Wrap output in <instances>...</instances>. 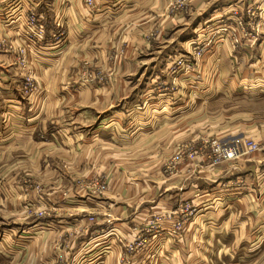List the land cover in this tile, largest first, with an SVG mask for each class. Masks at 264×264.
I'll return each mask as SVG.
<instances>
[{
  "label": "rangeland",
  "instance_id": "obj_1",
  "mask_svg": "<svg viewBox=\"0 0 264 264\" xmlns=\"http://www.w3.org/2000/svg\"><path fill=\"white\" fill-rule=\"evenodd\" d=\"M0 66V118L44 139L0 157V264L264 260L198 218V172L264 150V0H0Z\"/></svg>",
  "mask_w": 264,
  "mask_h": 264
},
{
  "label": "crops",
  "instance_id": "obj_2",
  "mask_svg": "<svg viewBox=\"0 0 264 264\" xmlns=\"http://www.w3.org/2000/svg\"><path fill=\"white\" fill-rule=\"evenodd\" d=\"M204 12L198 15L200 16ZM211 14L213 13L209 10V15L211 16ZM180 42H186V40ZM175 43L177 42L173 44ZM0 72L1 74L5 73L6 69H1L0 66ZM86 90V88L81 89V92ZM114 113H107V115ZM39 124V120L31 118L7 119L5 121L0 118L1 159L6 158L13 150H22L28 154V157H34L38 152L39 140H44L39 138ZM64 125L63 122L59 123L61 127ZM97 126L107 129L106 132L113 133L115 117L99 120ZM53 135V133H48L49 137L54 138ZM44 138L49 141L48 137ZM231 160H233L231 164L222 167L209 166L198 172L201 175L202 173L207 174V184H203L199 188L207 195L208 202L205 201L203 206L209 205L214 197L215 206L218 207L215 215L210 209L203 210L206 214H199V221L201 218L207 220L208 237H212V231H215L217 233L214 236L217 238L235 235H238L239 238H256V252L259 250L264 255V150L247 152ZM221 184L224 187H220ZM194 185L197 186L196 183ZM198 186L200 185L198 184ZM3 187L5 186L1 184L0 189ZM213 219L214 225H212ZM220 231L224 233H219ZM259 264H264V260Z\"/></svg>",
  "mask_w": 264,
  "mask_h": 264
},
{
  "label": "built area",
  "instance_id": "obj_3",
  "mask_svg": "<svg viewBox=\"0 0 264 264\" xmlns=\"http://www.w3.org/2000/svg\"><path fill=\"white\" fill-rule=\"evenodd\" d=\"M212 146L218 152H223L227 157H235L240 154L241 151L245 150H255L257 149V143L246 139L240 140L236 139L229 145H219L216 140L211 141Z\"/></svg>",
  "mask_w": 264,
  "mask_h": 264
}]
</instances>
